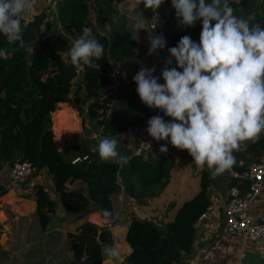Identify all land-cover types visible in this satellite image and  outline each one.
<instances>
[{
  "label": "trees",
  "instance_id": "trees-1",
  "mask_svg": "<svg viewBox=\"0 0 264 264\" xmlns=\"http://www.w3.org/2000/svg\"><path fill=\"white\" fill-rule=\"evenodd\" d=\"M248 2V16L254 17L258 23L264 22V0ZM230 4L236 9V15L243 16L238 9L239 0H230ZM73 5L74 7L69 8L68 24L76 25L73 27L79 36L85 26L83 22L87 8L82 0ZM147 12L149 16L153 13L151 10ZM158 13L166 22L158 35H163L167 41L164 49L167 54V49L176 46L184 35H189L193 41H199L201 24L197 23L193 28L178 27L171 0H164ZM45 18V11L29 21L23 18L26 46L8 59L0 58V171L9 169L17 162H28L33 166L34 172L29 177L46 169L53 191L70 212L80 213L89 203H93L98 206L102 217V210L107 209L114 218L112 196L121 191L118 176L122 166L113 162L101 164L94 155L89 161L76 165L65 161L51 132V118L59 104L70 105L80 114L81 107L88 105L87 115L97 127L103 128V135L119 136L133 127L147 125L149 118L161 115L140 101L133 81L123 83L121 80L115 84L122 90L121 97L125 100L123 109L111 111L114 97L102 93L111 83L110 76L115 71L116 64L137 49L135 37L126 30L115 37L93 33L105 49L103 58L96 62L100 68L81 67V70H77L72 66L68 53L64 56L63 47L68 43L63 38L54 41L38 40ZM3 47L11 49L15 45H8L6 38L0 34V48ZM33 47H37L36 52L30 51ZM77 78L80 79L79 84L75 83ZM234 155L236 162L243 161L244 166L257 161L264 155V139ZM165 160H161L160 164L165 165L167 171L159 173L153 180L144 181L139 193L149 194V185L165 182L171 166L169 158ZM131 163L147 170L155 169L137 157L132 158ZM76 180L86 185L87 195L68 192L67 186ZM212 182L211 175L202 172L199 192L191 200L184 202L173 219L164 224L162 229L146 220L132 217L125 237L131 253L120 264H183L184 257L189 256L193 250L196 236L194 224L209 205L208 190ZM236 184L237 181L231 180L229 186ZM241 186L242 191H245L246 184ZM7 193L0 180V198ZM26 198L36 202V214L41 228L45 229L50 221V214L54 211V203L40 186L33 187ZM73 238L79 246L77 257L82 252L86 255L82 264H101V249L111 243V235L107 230L87 223L77 230Z\"/></svg>",
  "mask_w": 264,
  "mask_h": 264
},
{
  "label": "crops",
  "instance_id": "crops-1",
  "mask_svg": "<svg viewBox=\"0 0 264 264\" xmlns=\"http://www.w3.org/2000/svg\"><path fill=\"white\" fill-rule=\"evenodd\" d=\"M77 1L35 0V4L27 10L28 14L25 15L24 19L29 21L30 18L45 11L46 18L41 27L38 36L40 39L38 40L54 41L63 38L67 40L68 44H72L78 35L73 27L76 25L68 24V15L70 14L69 8L74 7L73 4ZM82 2L87 8L83 26L85 23L84 27L91 28L93 33H102L105 23L109 24V19L116 18L113 15L115 14L117 15L116 19L119 16L124 17V19H118L120 22L113 28L114 34H117L115 36L122 35L123 30H126L135 37L137 49L128 56L132 58L126 59L127 57H125L120 64H116V67H119L121 71L119 69L115 70L121 73L125 72V69H131V66H134L137 67V72L142 66L147 68L155 66V75H160L168 54L163 49L152 56L147 55L149 14L144 9L143 4L139 5L137 9L134 8L135 0H118L114 4L109 0H82ZM139 12L142 13L146 23L145 30L137 35L133 31V23L134 16L138 15ZM126 13L130 15V18L127 17ZM77 17L79 16L77 15ZM92 19H99L100 25L97 26V22ZM120 23L125 24V27L122 28L119 25ZM128 27L130 29H127ZM120 65L122 66L120 67ZM111 77L115 78L112 75ZM121 79L123 83L133 81V77L128 78L124 75ZM79 81L80 79L77 78L75 83L79 84ZM160 83H163L162 79ZM113 87H105L102 93L104 94V90H107L106 95H112L113 99H118L117 109L111 110L116 111L121 108L125 100L121 97L122 93L113 95L111 93L113 91L110 92ZM83 109H85V113ZM87 110L88 105L82 106L80 114L79 111L72 109L70 105L59 104L58 109L52 114L51 130H56L54 140L65 161L71 164L75 158L87 155L91 151L93 153L90 157L94 155L99 159L95 136H105L102 133L103 128L97 127L94 120L88 117ZM160 114L163 116L162 112ZM164 118L165 120L169 119L168 117ZM115 137L121 141L118 148L122 154L128 156L126 165L130 166L131 159L135 157L136 142L130 138L127 132ZM261 139H264V134L261 135L259 140ZM129 143L133 147H127ZM163 143L165 142L163 141ZM251 144V142H248L246 147L235 153L244 151ZM159 148L148 151L149 153H145L146 158L142 157L140 159L141 162L155 164L161 159V156L164 160L169 158L168 163H171L172 168L171 172L168 173L171 178L169 182L172 184V189L166 192L161 191V189L159 191L148 190L150 193L147 194L146 192L144 195L132 190L127 191V189H124L123 184L121 185L120 180L123 177L119 175L118 183L121 186V191L119 194L112 196L115 215L107 223L101 220L100 210L93 203H89L86 209L77 214L70 212L63 206L59 196L53 191V185L46 169L41 170L36 176L28 177L19 186L13 187L8 176V169L4 168L0 171V180L8 193L0 198V264H82L86 255L82 252L77 257L79 246L73 235L86 223L101 230H107L111 235L110 245L116 246L120 251L118 259L106 260L103 258L101 264L122 263L131 253L125 239L131 218L135 216L162 229L164 224L173 219L180 206L191 200L199 192L201 173L205 171L210 174L207 167H197L186 151L173 148L169 144L168 152L161 154ZM148 159L153 163L149 162ZM165 161L167 162V160ZM239 162H236V167L226 171L222 178L221 176L212 178L213 182L208 190V200L213 209L207 220L196 229L193 250L189 256L184 257L183 264H264V238L255 242H246L238 236L227 234L223 228L224 205L228 197V190L231 187L229 186L232 180L231 172L232 169H239ZM124 164L121 166L125 167ZM128 170L130 176L132 169L129 167ZM35 186L42 187L54 203V211L50 214V221L45 229L40 226L36 214V202L26 198ZM67 190L68 192L87 195L86 185L79 180L69 184ZM263 207L264 189L257 201L248 207V213L252 217L258 218Z\"/></svg>",
  "mask_w": 264,
  "mask_h": 264
},
{
  "label": "clouds",
  "instance_id": "clouds-1",
  "mask_svg": "<svg viewBox=\"0 0 264 264\" xmlns=\"http://www.w3.org/2000/svg\"><path fill=\"white\" fill-rule=\"evenodd\" d=\"M154 14L164 0H135ZM35 0H0V34L11 49L0 48V58L8 59L26 46L22 20ZM178 27L193 28L201 24L199 41L189 35L168 48V57L159 76L156 67H140L133 76L140 101L149 109L162 112L147 121V133L157 142L186 151L193 163L210 172L212 178L223 175L236 164L235 152L248 142L256 143L264 134V27L252 16H238L230 0H171ZM142 13L134 16L133 31L145 30ZM112 32L105 23L102 35ZM147 55L167 46L163 35L149 33ZM104 45L89 27L76 37L68 55L72 66L99 69L96 63L104 56ZM163 83H160V80ZM164 117H168L165 120ZM128 133V132H127ZM99 163H127L128 156L119 151L115 136H95ZM133 147L129 143L127 146ZM105 220L113 214L102 210ZM102 257L116 260L120 256L114 245H104Z\"/></svg>",
  "mask_w": 264,
  "mask_h": 264
},
{
  "label": "built area",
  "instance_id": "built-area-1",
  "mask_svg": "<svg viewBox=\"0 0 264 264\" xmlns=\"http://www.w3.org/2000/svg\"><path fill=\"white\" fill-rule=\"evenodd\" d=\"M112 4L118 0H109ZM165 19L159 14L152 13L149 16L147 24L148 34L152 32L158 35L165 26ZM113 77L120 76L118 70L112 73ZM147 125L133 127L128 131V134L134 142H136L135 157L142 158L145 153L152 151L161 146L163 141L157 142L152 140L148 135ZM55 129L51 132L54 137ZM91 151L87 155H81L72 161L73 165L90 160ZM237 163L233 166L236 167ZM239 170L232 169V180L237 181L228 190V197L224 205L223 228L227 234L238 236L243 241L255 242L264 238V207L258 218L252 217L248 213V207L257 201L260 193L264 189V155L257 161L251 162L244 166L243 162H239ZM34 172L33 166L28 162H17L8 169V176L13 187H17ZM246 184L245 191H242L241 184ZM213 207L208 205L203 213L199 216L194 224V228L198 229L201 223L207 220L209 213ZM102 221L107 223L102 216ZM1 233V232H0Z\"/></svg>",
  "mask_w": 264,
  "mask_h": 264
},
{
  "label": "rangeland",
  "instance_id": "rangeland-1",
  "mask_svg": "<svg viewBox=\"0 0 264 264\" xmlns=\"http://www.w3.org/2000/svg\"><path fill=\"white\" fill-rule=\"evenodd\" d=\"M248 1L249 0H239V4L241 5V7H246L248 5V3H249ZM134 8H137L138 9L139 7L136 6V4H135L134 5ZM27 14H28V12H26V15ZM126 14H127V17L130 18V15L128 13H126ZM113 15L117 18V15H115V14H113ZM116 18L111 19V20L110 19L109 20L107 19L108 22H109V24H111V26H112V32L110 33L112 35H109L108 34L109 37L110 36H113V35L114 36L117 35V34H114V29L113 28H115V25L118 22H120V21H118V19H124V17H122V16H119L118 19H116ZM30 19H32V18H30ZM92 20L95 21V22H97V26H98V24L100 25L99 19H92ZM119 25L122 26V28L125 27V24L123 25V24L120 23ZM127 29H130V28L128 27ZM38 39H40V38L38 37ZM65 41L67 43V40H65ZM71 46H72V44L69 43V45L66 44L63 47V52H65L64 53V56L68 53V49H70ZM30 51L31 52H36L37 51V47L31 48ZM130 58H132V57H130ZM130 58L127 56L126 59H130ZM118 64H120V63H118ZM121 66L122 65H120V67ZM136 68L137 67L131 66V69H128V68L125 69V72H121L120 73V77H117V78L115 77L114 79L110 76V82L112 84L110 83L109 84V87L111 86V88H112V86H114L113 87V90H110V92L113 91V92H111L113 95H118V94H121L122 93V90L121 89H118L117 87L115 88L116 82L118 83L119 81H121L122 80L121 78H122L123 75H124V77H128V78L129 77L130 78L133 77V75H135V73H136ZM115 69H119V67H116ZM114 90H118V91L115 92ZM104 91H105L104 94H107L108 93L107 90H104ZM115 97H117V96H115ZM123 105L121 106V109L124 108ZM116 107H118V99H114V104L112 106V110L115 109ZM83 112L85 113V109H83ZM146 154L143 155V158H146ZM160 158L161 159L157 163H155V164H150L149 163L152 169L155 168L154 170H151V169L147 170V169H144L142 167L140 168V167H138V165H136L134 163H131L130 166L129 165L127 166L126 163H125L124 164L125 167L122 166L123 170L121 171V174H120L123 177V179L120 180V182H121V185L123 184L124 189H127V191H131L133 189L132 187L135 186L132 191L139 192L140 186L142 187L144 185V181H146L147 179L148 180H153L154 178H157L159 176V173L162 174V173L166 172L167 169H166L165 165H161L160 164V161L163 160L162 156ZM148 160H149V162H152L150 159H148ZM129 167H130V169H132V174L130 176L128 174V172H129L128 168ZM163 167H165V169ZM171 168H172V165L170 166V169L168 170V172H171ZM222 177H223V175H221V178ZM165 179H166L165 182L164 183H161L160 185H158V184L157 185H155V184L149 185L147 187V190H149V191H155V190L159 191V189H161V191H164V192L171 190L172 189V184L169 182L170 179H171L170 176H169V173H168V177L165 178Z\"/></svg>",
  "mask_w": 264,
  "mask_h": 264
},
{
  "label": "water",
  "instance_id": "water-1",
  "mask_svg": "<svg viewBox=\"0 0 264 264\" xmlns=\"http://www.w3.org/2000/svg\"><path fill=\"white\" fill-rule=\"evenodd\" d=\"M238 9L241 10L243 16H245V17L248 16V14H247V10H246V7H241V5L239 4ZM254 23H258L256 19L254 20ZM259 24H261V26L264 27V22L259 23ZM29 69H30V66H29Z\"/></svg>",
  "mask_w": 264,
  "mask_h": 264
}]
</instances>
